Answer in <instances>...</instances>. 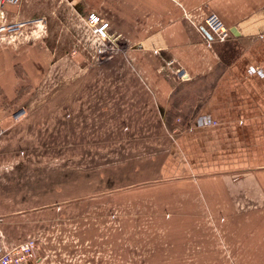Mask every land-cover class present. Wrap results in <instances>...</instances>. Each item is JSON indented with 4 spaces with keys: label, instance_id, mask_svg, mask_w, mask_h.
<instances>
[{
    "label": "rangeland",
    "instance_id": "374dc122",
    "mask_svg": "<svg viewBox=\"0 0 264 264\" xmlns=\"http://www.w3.org/2000/svg\"><path fill=\"white\" fill-rule=\"evenodd\" d=\"M107 1L105 9V0H59V18L41 19L48 32L17 30L15 42L0 47L19 52L33 43L46 61L38 80L17 67L19 99L11 108L1 103L3 241L34 239L35 264H264V223L243 236L237 249L245 257H237L219 215L196 220L160 209L172 202L161 165L210 83H181L195 73L168 64V52L131 48L141 35L121 34L118 15L128 12L121 0ZM70 3L79 13H65ZM9 7L0 0V23L17 20ZM93 9L113 22L106 38L93 31ZM253 209L264 213V203L257 199Z\"/></svg>",
    "mask_w": 264,
    "mask_h": 264
},
{
    "label": "crops",
    "instance_id": "0c3cea01",
    "mask_svg": "<svg viewBox=\"0 0 264 264\" xmlns=\"http://www.w3.org/2000/svg\"><path fill=\"white\" fill-rule=\"evenodd\" d=\"M74 4L63 9L68 16L82 8ZM120 7L128 12L118 15L121 34L141 35L135 42L150 34V48L146 36L139 50L168 52L170 56L164 58L168 64L176 62L184 71L195 73L181 83H210L191 102L188 112L215 122L192 127L186 123L188 130L173 135L161 165L168 183L166 198L172 202L160 209L174 215L187 211L196 220L219 215L224 220L220 229L231 237L228 242L238 251L237 257L240 252L245 257L246 249H237L243 236L249 238L256 224L264 223V213L256 216L252 211L257 199L264 203V0H121ZM59 11V0H20L17 7L7 9L17 20H33L24 28L26 33L42 28L48 32L47 22L41 24V19L59 18ZM209 11L217 12L229 27L237 26L241 34L232 33L226 41H213L209 46L200 26ZM93 12L112 29V20ZM21 44L25 45L19 52H15L16 45L0 49V134L5 129L1 121L7 118L4 107L11 108L20 96L17 67L38 80L46 65L44 55L36 51L39 45ZM178 105L181 110L187 107ZM226 210L231 216L225 222ZM29 262L35 264L34 259Z\"/></svg>",
    "mask_w": 264,
    "mask_h": 264
},
{
    "label": "built area",
    "instance_id": "2783aa9c",
    "mask_svg": "<svg viewBox=\"0 0 264 264\" xmlns=\"http://www.w3.org/2000/svg\"><path fill=\"white\" fill-rule=\"evenodd\" d=\"M10 7H17L20 0H5ZM89 22L93 27V31L98 35V37L106 38L109 36V22L103 19L96 12H91L88 16ZM32 19L26 20H15L9 23L5 21L0 23V32L6 31L10 32L11 39L6 40L5 37L0 36V46L4 45L5 41L15 42L12 33L14 31H19L23 33L25 27L32 22ZM206 27L212 34V39H210L204 32L203 36L209 46H211L214 40L225 41L231 35L232 32L229 26L225 23L223 18L215 11H209L203 18V23L200 25ZM24 29V30H23ZM201 29V27H200ZM202 31V30H201ZM32 34V33H30ZM26 108L20 110V116L27 113ZM215 122L210 117L206 115H198L196 117L190 118L189 125L192 127L193 124H205ZM36 242L34 239H28L21 243H5L0 234V264H25L27 261L31 260L35 256Z\"/></svg>",
    "mask_w": 264,
    "mask_h": 264
},
{
    "label": "water",
    "instance_id": "95a60500",
    "mask_svg": "<svg viewBox=\"0 0 264 264\" xmlns=\"http://www.w3.org/2000/svg\"><path fill=\"white\" fill-rule=\"evenodd\" d=\"M203 30L210 38H212V34L210 32H208L205 27H203ZM230 30L234 35H240L241 34V31L239 30V28L237 26L230 27ZM143 47L144 46H143V43L141 41L133 43V45L131 46V48H133V49H141Z\"/></svg>",
    "mask_w": 264,
    "mask_h": 264
}]
</instances>
